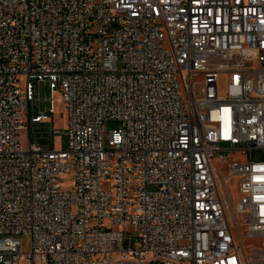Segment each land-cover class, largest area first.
<instances>
[{
  "label": "built area",
  "instance_id": "obj_1",
  "mask_svg": "<svg viewBox=\"0 0 264 264\" xmlns=\"http://www.w3.org/2000/svg\"><path fill=\"white\" fill-rule=\"evenodd\" d=\"M226 200L264 237V0H0V264H243Z\"/></svg>",
  "mask_w": 264,
  "mask_h": 264
},
{
  "label": "rangeland",
  "instance_id": "obj_2",
  "mask_svg": "<svg viewBox=\"0 0 264 264\" xmlns=\"http://www.w3.org/2000/svg\"><path fill=\"white\" fill-rule=\"evenodd\" d=\"M53 106L54 112H48L49 107V90L48 88H42L41 86L37 88L34 86V100L32 104L35 107H38V110L41 112H46L50 116V122L45 123H35V128H31V138L33 139L34 136L38 142L42 144H48L53 149H59L61 147L66 148L67 144V136L65 134H51L49 136V132L47 131V127L51 124L54 128H61L63 116L61 113L62 109V101L60 98L59 93H55L53 95ZM36 98L38 99L36 101ZM117 126L116 120H107L104 123V138L107 141L109 131L112 128ZM24 130H21V135L23 134ZM24 142V138H22ZM256 157V155H255ZM225 173V171H224ZM223 173V174H224ZM221 188L224 187L221 185ZM228 192L230 194V199L234 204L238 198L237 187L235 186V181L232 180L231 183L227 185ZM227 203V215L232 223V230L234 233V239L236 244L238 245L241 253V257L243 260V264H264V245L262 241L264 240L263 236H248L245 231V226L238 221V224L235 226L233 213L230 207L229 202L226 200ZM131 234H134L135 231H130ZM21 242H22V249L24 251L29 250L30 248V236L28 234L20 235ZM148 264H155V263H148Z\"/></svg>",
  "mask_w": 264,
  "mask_h": 264
}]
</instances>
